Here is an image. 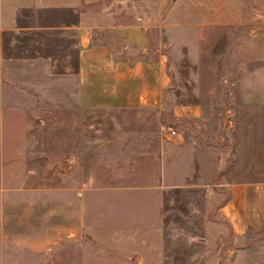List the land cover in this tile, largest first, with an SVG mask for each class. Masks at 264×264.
Here are the masks:
<instances>
[{
  "label": "crops",
  "instance_id": "1",
  "mask_svg": "<svg viewBox=\"0 0 264 264\" xmlns=\"http://www.w3.org/2000/svg\"><path fill=\"white\" fill-rule=\"evenodd\" d=\"M242 1L243 7L226 3L224 20L216 23L252 29L238 49L234 112H227L217 136H202L192 116V174H197L192 186L208 187V226L211 232L221 227L216 235L221 244L209 246L198 264H264V245L249 240L264 233V0ZM126 2L0 0V130L5 110L46 114L161 105L162 63L150 52L144 24L118 21L117 13L133 12ZM79 137L83 141L84 136H11L7 144L8 138L0 136V264H84L86 237L94 238L91 228L103 218L104 206L111 213L109 232L123 237L118 251L127 252L126 243L135 242L137 231H145L142 244L156 232L163 238L168 157L178 165L174 151L187 147L186 136H141L156 145H148L142 155L144 172L152 178L140 186L148 194L139 226L117 223L123 211L132 216L130 200L100 198L123 187L86 183L75 174L88 154L67 151L68 142ZM55 140L62 143L59 187L45 177L46 167L53 166L51 155L36 148L38 141ZM166 140L173 142L172 154L166 152ZM200 157L218 160L213 168L212 159L204 163ZM239 160H246L247 168L240 169ZM215 171L220 175L208 183L202 173Z\"/></svg>",
  "mask_w": 264,
  "mask_h": 264
},
{
  "label": "rangeland",
  "instance_id": "2",
  "mask_svg": "<svg viewBox=\"0 0 264 264\" xmlns=\"http://www.w3.org/2000/svg\"><path fill=\"white\" fill-rule=\"evenodd\" d=\"M96 1L102 5H120L127 1L133 12L117 13L118 21L139 20L146 27L150 52L163 66L165 89L161 105L134 111L55 109L46 114L5 110L0 136L8 138L7 144H11V136H84L83 141L79 137V141L68 142V152H76L79 157L81 150L88 153L74 172L83 175L86 183L123 187L121 191H105L100 197L107 202L121 198L132 202V216L126 211L118 215L122 218L117 223L122 226L134 223L139 226L144 221L141 207L148 191L140 186L148 184L152 177L144 172L141 160L144 149L156 143L142 140L141 136H186L187 147L174 151V155H178L175 160L178 165L174 166L173 157H168L163 238L156 232L151 242L142 244L145 231H137L135 242L126 243L127 252L118 251L124 246V242H119L123 237L109 232L112 223L107 220L111 213L104 206L103 218L91 228L94 238L86 237L83 260L84 264H198L209 246L221 244L220 239L216 240L221 227L211 232L208 226L206 214L211 208L206 205L208 187L192 186L197 181V174H192V116L193 122L200 125L197 130L202 136H217L227 112L230 116L234 112L239 100L238 49L242 40L252 35V29L222 27L216 23L224 20L226 3L243 7L244 1ZM196 22L205 25H196ZM192 108L197 112L192 114ZM61 144L58 140L38 141L36 146L42 153L45 150L43 154L51 155L53 166L46 167L45 177L58 187L63 165ZM165 148L172 154L173 142L166 140ZM198 159L204 163L212 159L213 168L218 160L217 157ZM239 164L240 169L247 168L246 160H239ZM202 174L208 183L220 175L216 171L211 175ZM262 234L249 238L250 242L264 245Z\"/></svg>",
  "mask_w": 264,
  "mask_h": 264
}]
</instances>
